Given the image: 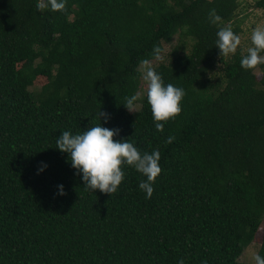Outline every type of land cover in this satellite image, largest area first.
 I'll return each mask as SVG.
<instances>
[{
	"label": "trees",
	"instance_id": "trees-1",
	"mask_svg": "<svg viewBox=\"0 0 264 264\" xmlns=\"http://www.w3.org/2000/svg\"><path fill=\"white\" fill-rule=\"evenodd\" d=\"M37 3L0 0V264H255L238 258L264 219V64L257 80L241 67L247 51L216 48L220 27L240 32L238 0H66L63 12ZM173 37L154 68L185 96L160 132L146 91L138 113L124 104L139 62ZM218 63L221 79L202 86ZM37 77L47 88L34 98ZM100 122L141 154L159 149L151 198L127 166L111 196L86 190L56 148L61 132Z\"/></svg>",
	"mask_w": 264,
	"mask_h": 264
},
{
	"label": "clouds",
	"instance_id": "clouds-1",
	"mask_svg": "<svg viewBox=\"0 0 264 264\" xmlns=\"http://www.w3.org/2000/svg\"><path fill=\"white\" fill-rule=\"evenodd\" d=\"M38 11L50 10L52 12L66 11V0H38ZM209 20L212 24H220L222 18L217 15L215 9L210 10ZM251 47L247 49V55L241 58V67L245 70L255 69L264 64V28L257 27L251 34ZM241 45V38L234 33L230 26L220 27L217 31L216 48L220 50L221 57L234 55ZM155 60H161L160 49L155 50ZM142 78L146 82L147 103L151 107L155 128L164 130V124L174 119L181 112V101L185 96L182 88L168 83L165 85L163 78L152 65V61L144 59L139 62ZM140 93L125 97L124 107L131 113H138L142 105L137 103ZM105 122L109 115L105 112L98 113ZM119 129H108L101 125L89 127L86 131L73 134L71 131H63L56 139V148L62 153H68L71 166L82 172L84 188L95 192L112 195L117 192L125 177L123 168L132 167L138 173L146 177L139 184V188L146 192V198H151L153 184L162 172L159 161L161 159L159 149L151 153H143L128 139L114 140L119 135ZM174 137L166 141L171 143ZM43 169H41L42 171ZM60 187V195H64L63 186ZM255 264H264V257L256 255ZM181 264L183 262L181 261Z\"/></svg>",
	"mask_w": 264,
	"mask_h": 264
},
{
	"label": "rangeland",
	"instance_id": "rangeland-1",
	"mask_svg": "<svg viewBox=\"0 0 264 264\" xmlns=\"http://www.w3.org/2000/svg\"><path fill=\"white\" fill-rule=\"evenodd\" d=\"M256 0H238L237 9L234 12V18L232 21L233 24H237L239 28V33L237 35L241 38V45L238 47L237 51L244 53L247 51L248 47H251V34L253 30L257 27L264 28V8L258 9L254 6ZM175 44V37L172 38L170 43H162V52L161 60H153L152 65L156 67L160 63H166L169 60L170 50ZM185 52L187 49L184 50ZM231 55L227 56L226 58L230 57ZM24 64L16 65L17 69H21ZM221 63L216 64L212 70H210L204 79L201 81L202 86H207L209 83L218 82L221 79ZM137 70L139 71V86L137 93H140V98L138 99L137 103L140 102L141 97L144 95L147 85L146 82L142 78V72L138 66ZM252 72L255 74L257 80H259V76L261 72L255 68L252 69ZM46 86V79L43 77L35 78L29 91L33 95L34 98H37L40 94V90H45ZM136 93V94H137ZM140 104V103H139ZM130 114H134L131 113ZM264 233V219L260 223L252 242L243 250L242 254L238 258V262L240 263H250L253 262L255 254L257 252L258 244L261 238V235Z\"/></svg>",
	"mask_w": 264,
	"mask_h": 264
}]
</instances>
